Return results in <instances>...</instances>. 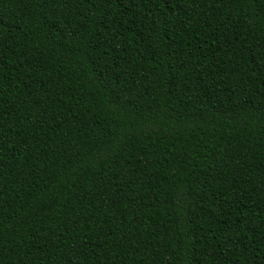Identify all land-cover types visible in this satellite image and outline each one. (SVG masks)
<instances>
[{"label":"trees","instance_id":"obj_1","mask_svg":"<svg viewBox=\"0 0 264 264\" xmlns=\"http://www.w3.org/2000/svg\"><path fill=\"white\" fill-rule=\"evenodd\" d=\"M0 264H264V0H0Z\"/></svg>","mask_w":264,"mask_h":264}]
</instances>
